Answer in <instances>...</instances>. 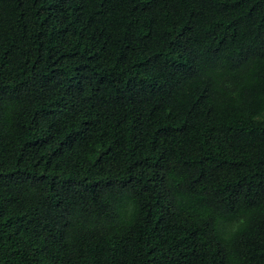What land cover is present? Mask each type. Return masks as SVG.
Returning <instances> with one entry per match:
<instances>
[{"label": "trees", "instance_id": "16d2710c", "mask_svg": "<svg viewBox=\"0 0 264 264\" xmlns=\"http://www.w3.org/2000/svg\"><path fill=\"white\" fill-rule=\"evenodd\" d=\"M0 264H264V0H0Z\"/></svg>", "mask_w": 264, "mask_h": 264}]
</instances>
